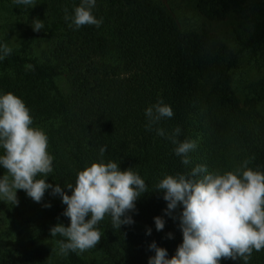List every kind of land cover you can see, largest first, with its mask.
I'll use <instances>...</instances> for the list:
<instances>
[{
  "label": "trees",
  "instance_id": "obj_1",
  "mask_svg": "<svg viewBox=\"0 0 264 264\" xmlns=\"http://www.w3.org/2000/svg\"><path fill=\"white\" fill-rule=\"evenodd\" d=\"M43 2L51 21L32 32L20 51L0 60L1 94L20 97L30 110L32 127L48 137L53 171L38 179L53 187L59 184L71 195L66 185H75L78 172L94 162L132 168L148 187L128 213L134 223L114 229L106 216L97 225L101 240L91 254L97 264H148L155 242L171 258L183 242L178 218L182 206L167 215V201L155 191L156 184L166 175L188 174L197 165L209 172H235L246 159L250 168L264 172V76L247 86L244 99L238 98L233 72L239 54L209 30H183L156 0H96L92 14L102 24L79 29L69 27L64 9L73 16L82 0ZM236 5L237 0H200L198 8L221 19ZM238 39L241 50L264 58V7L249 37ZM36 40L49 42L41 54L31 46ZM60 77L68 80L67 95L57 83ZM160 100L174 115L148 130L145 111ZM177 127V141L196 144L188 165L168 138ZM157 128L165 136L157 135ZM101 147H106L103 156ZM4 174L0 167V177ZM42 203L51 204L42 211L56 225L70 224L63 215L67 205L51 188ZM158 216L165 221L161 231L155 225ZM30 231L18 246L6 245L0 232V264H51L46 242L58 245L64 238L52 237L45 227L37 234ZM64 257L69 264H91L85 254L69 252ZM248 264H264V250L253 251Z\"/></svg>",
  "mask_w": 264,
  "mask_h": 264
},
{
  "label": "clouds",
  "instance_id": "obj_2",
  "mask_svg": "<svg viewBox=\"0 0 264 264\" xmlns=\"http://www.w3.org/2000/svg\"><path fill=\"white\" fill-rule=\"evenodd\" d=\"M17 5L35 6V0H13ZM96 0H82L74 9V15L65 11V20H71L69 27L76 29L85 25L100 27L102 20L92 14ZM33 30L44 28L43 21L32 22ZM12 49L0 45V60L10 55ZM146 128L161 119L174 115L170 105L162 100L148 107ZM33 125V118L25 102L9 92L0 95V167L5 174L0 177V200L18 205L17 190H24L28 197L39 203L46 190L52 189L54 196L62 197L67 205L63 215L70 220L65 226L58 223L50 229L52 237L57 235L59 254L69 252L82 254L95 248L101 240L97 225L106 217H111L114 229L131 225L134 220L128 213L136 209L137 199L148 187L132 168L121 170L116 162L92 163L79 171L75 185L67 184L71 195L59 184L53 187L46 179L53 171V157L48 152V137ZM157 135L165 136L162 128ZM181 129L177 127L168 138L176 144L174 152L182 157L184 165L190 164L189 153L196 147L194 141H177ZM100 155L106 147L100 148ZM250 160H244L235 172L223 174L209 172L204 165H197L188 174L166 175L160 180L155 191L163 193L167 201L166 214L182 206L179 214L183 242L177 247L175 255L168 257L167 249L158 247L155 242L150 249L155 255L148 264H221L222 260L248 261L253 251L264 250V172L249 167ZM44 207H51L45 204ZM177 217H173L176 219ZM157 231L165 227L162 217H155ZM151 235V229H148ZM172 234L169 233V238Z\"/></svg>",
  "mask_w": 264,
  "mask_h": 264
},
{
  "label": "rangeland",
  "instance_id": "obj_3",
  "mask_svg": "<svg viewBox=\"0 0 264 264\" xmlns=\"http://www.w3.org/2000/svg\"><path fill=\"white\" fill-rule=\"evenodd\" d=\"M156 1L168 9L183 30H209L239 54L238 67L233 72V84L237 97L244 99L247 86L264 76V58L254 55L251 51L241 50L238 38L249 37L260 19L264 0H237V5L221 19H212L204 15L198 8L200 0ZM46 10L47 6L43 0H35V6L17 5L13 0H0V45L6 44L12 51H20L31 39L34 20L39 19L44 25L51 21ZM48 45L47 40H36L31 46L36 54H41ZM2 75L3 72L1 74L0 71V77ZM57 83L67 95L69 93L67 78L60 77ZM262 111L264 113V106ZM3 152L4 150L0 148V155ZM17 198L18 205L0 200V232L8 246H18L21 241H26L34 232L30 230H36L37 234L38 230L44 227L50 231V227L56 225L42 211L46 208L42 201L39 203L33 201L24 190H17ZM46 245L51 252V264H69L65 257L59 254L57 244L47 241ZM82 254L86 255L91 264H97V258L91 254V249Z\"/></svg>",
  "mask_w": 264,
  "mask_h": 264
}]
</instances>
